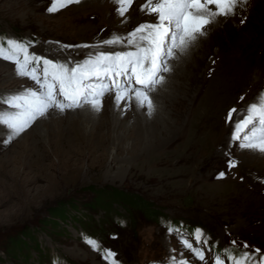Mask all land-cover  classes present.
Segmentation results:
<instances>
[{
    "label": "rangeland",
    "instance_id": "1",
    "mask_svg": "<svg viewBox=\"0 0 264 264\" xmlns=\"http://www.w3.org/2000/svg\"><path fill=\"white\" fill-rule=\"evenodd\" d=\"M255 1L219 18L190 49L189 75L206 89L204 113L194 119L187 120L186 105L168 126L143 133L134 124L144 110L133 104L122 113L110 94L100 113L53 110L8 144L0 126V264H107L86 238L114 251L118 264H167L180 252L190 258L169 224L203 229L215 250L235 240L264 253V156L229 143L216 156L224 127L233 130L229 110H241L233 118L243 119L264 93V0ZM51 3L0 0V37L35 41L30 51L50 59L82 60L91 49L48 42L94 44L155 22L140 11L145 0H135L123 18L114 0H81L53 14ZM220 85L227 92L218 94ZM30 87L0 59V96ZM226 152L238 161L231 170Z\"/></svg>",
    "mask_w": 264,
    "mask_h": 264
},
{
    "label": "snow or ice",
    "instance_id": "2",
    "mask_svg": "<svg viewBox=\"0 0 264 264\" xmlns=\"http://www.w3.org/2000/svg\"><path fill=\"white\" fill-rule=\"evenodd\" d=\"M134 2L114 0L117 15L125 17ZM79 3L81 0H52L47 11L53 14ZM248 3L250 0H145L140 11L154 16L155 22L141 23L127 34L114 32L94 44L48 42L61 50L91 49L82 60L50 59L30 51L35 41L0 37V59L14 64L16 75L34 84L32 88L0 96V104L6 106L0 109V126L7 129L3 143H11L53 110L63 114L87 108L100 113L110 94L122 113L134 104L152 116L156 110L153 93L166 83L165 74L172 71L170 61L185 56L219 18L237 15ZM105 47L122 50L103 51ZM240 111L232 108L226 118L233 125L230 146L264 156V93L243 110V119L234 120L233 114L239 115ZM226 156L229 170L238 166L231 152H226ZM225 175L222 171L217 179ZM167 230L190 253V258L184 257L183 252L172 255L167 264H194L197 260L200 264H264V253L246 242L237 247V241L231 240L225 248L215 250V244L209 246L210 236L199 227L189 232L183 225L169 224ZM85 242L107 264H118L114 251L103 249L93 238H86ZM206 253H211V257Z\"/></svg>",
    "mask_w": 264,
    "mask_h": 264
},
{
    "label": "bare ground",
    "instance_id": "3",
    "mask_svg": "<svg viewBox=\"0 0 264 264\" xmlns=\"http://www.w3.org/2000/svg\"><path fill=\"white\" fill-rule=\"evenodd\" d=\"M190 53L191 52L189 51L185 56H182L180 59L173 60L171 62L172 71L170 73L165 74L166 83L156 93H153L154 101L156 104V110L154 114L152 116H148L146 115L145 111L144 112L142 111L141 113H138V115L142 114L141 115L142 117L141 116L137 117L136 115V121L134 127L136 128L137 131L142 130L143 133L149 132L150 129L159 127L160 125L158 126V124L161 123L164 126L166 125L168 126V118L170 114L171 113L181 114L182 108L183 107L185 108L186 105H190V109H191L190 112H188L189 116L187 120H189V118L194 119L204 113V109L206 107V100L204 94L206 92L205 91L206 89L202 78L196 77V75H192V76L189 75V71L187 69L188 68L187 63L189 65L188 59L190 58ZM193 77L194 79H192ZM186 82L193 83V86L190 88L189 85L186 84ZM20 84L23 85L24 83H20ZM227 90H228L227 87H225L224 85H220L218 94L227 92ZM193 101H194V108L192 109ZM88 115L93 116L92 113H89ZM232 131L233 130L231 126L227 128L224 127L223 133L225 138H224V142L220 144L222 150L219 151L220 153H216L217 154L216 156L220 157L223 152L225 153V149H226L225 146H227L228 143L230 144ZM227 150H228V146H227Z\"/></svg>",
    "mask_w": 264,
    "mask_h": 264
},
{
    "label": "trees",
    "instance_id": "4",
    "mask_svg": "<svg viewBox=\"0 0 264 264\" xmlns=\"http://www.w3.org/2000/svg\"><path fill=\"white\" fill-rule=\"evenodd\" d=\"M112 196V195H111ZM115 196V195H114ZM117 198H118V195H117ZM134 199V198H133ZM133 202H134V200H133ZM59 211H60V209H59ZM54 215L55 216H62V214L60 213V212H57V213H54ZM51 219H53V218H51Z\"/></svg>",
    "mask_w": 264,
    "mask_h": 264
}]
</instances>
